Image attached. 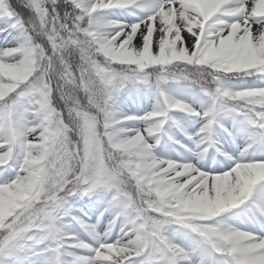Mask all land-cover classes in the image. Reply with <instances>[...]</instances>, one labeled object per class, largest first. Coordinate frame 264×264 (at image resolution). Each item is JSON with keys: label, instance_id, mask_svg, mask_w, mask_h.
Listing matches in <instances>:
<instances>
[{"label": "snow or ice", "instance_id": "obj_1", "mask_svg": "<svg viewBox=\"0 0 264 264\" xmlns=\"http://www.w3.org/2000/svg\"><path fill=\"white\" fill-rule=\"evenodd\" d=\"M0 264H264V0H0Z\"/></svg>", "mask_w": 264, "mask_h": 264}]
</instances>
